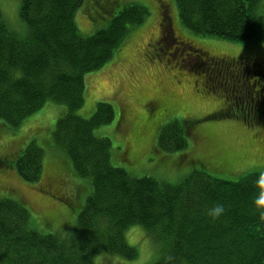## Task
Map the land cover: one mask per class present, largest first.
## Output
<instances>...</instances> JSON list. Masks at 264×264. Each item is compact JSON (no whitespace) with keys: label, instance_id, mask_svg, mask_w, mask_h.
Masks as SVG:
<instances>
[{"label":"trees","instance_id":"1","mask_svg":"<svg viewBox=\"0 0 264 264\" xmlns=\"http://www.w3.org/2000/svg\"><path fill=\"white\" fill-rule=\"evenodd\" d=\"M82 2L21 0L23 32L10 30L0 13V134H15L49 102L63 105L52 142L68 157L69 172L86 178L89 187L66 242L34 228L22 199L0 197V264H93V256L101 251L134 259L137 251L127 243L124 232L136 225L156 242L157 257L152 264H264V219L254 203L264 193V171L250 172L237 181L200 170L172 183L132 176L112 164L109 138L95 131L114 119L113 106L97 102L88 118L74 112L84 104L85 76L108 62L125 44L130 29L149 15L143 4H129L87 35L75 21ZM174 2L183 26L197 34L235 42L264 39L262 19L255 14L259 0ZM91 3L113 5L109 0H87L85 5ZM160 5L161 33L152 50L160 55L168 52L175 64L186 67L183 54L164 51L176 41L181 50L186 48V59H201L202 68H187L198 80L206 78L205 91L224 101L222 109L209 116L264 124V84L259 92L253 86L254 76L263 71L254 67L263 66V62L204 56L183 38L172 35L170 17ZM262 71L258 78L264 82ZM190 126L182 122L161 128L157 144L167 151L184 149ZM20 146V141L12 142L0 150V168L14 170L29 183L37 181V189L70 202L68 177L61 181L43 174V153L35 141ZM44 179L47 183L42 184ZM60 184L63 193L55 189ZM214 203L223 204L225 211L212 220L205 210Z\"/></svg>","mask_w":264,"mask_h":264},{"label":"rangeland","instance_id":"2","mask_svg":"<svg viewBox=\"0 0 264 264\" xmlns=\"http://www.w3.org/2000/svg\"><path fill=\"white\" fill-rule=\"evenodd\" d=\"M109 1L113 2L111 7L93 3L86 6L87 0H83L75 14L82 34L88 35L102 28L112 15L129 4H143L149 10L144 22L130 29L125 44L122 43L123 46L113 57L99 70L85 76L84 104L74 111L88 118L97 102L106 101L113 106L114 119L95 130L98 136L109 138L112 164L124 168L132 176H151L171 183L194 170L232 181L250 172H263L264 124L210 117V114L222 109L224 101L218 95L205 91L208 88L205 86L206 78L198 80L194 72L187 68L196 65L202 68L201 59L196 63L193 56L186 59V48L182 51L181 45L174 41L164 51L174 55L182 53L186 67H180L168 52L160 55L152 48L161 33L160 3L170 17L172 34L204 52L206 57L224 56L242 61V58L259 59L263 66L254 68H263V71L260 70L264 74V39L235 42L197 34L183 26L174 0ZM20 3L21 0H0V13L9 29L16 32L24 31L19 19ZM255 14L262 19L264 30V0L257 3ZM205 73L207 77V70ZM254 77L253 86L259 92L260 84L264 82ZM220 81L223 83V80ZM64 110L63 105L45 104L39 112L28 117L15 134L11 135L9 131L0 134V150L6 149L12 142L17 144L20 141V147H24L27 142L35 141L43 153V174L61 181L68 177L65 181L71 185L69 204L37 189V181L29 183L14 170L3 167L0 168V197L22 199L34 228L43 233L56 234L66 242L72 235L89 187L86 178L69 172L68 157L52 142L55 121ZM182 122L191 123L185 148L167 151L160 147L157 144L160 129ZM42 182L45 184L47 180ZM55 189L63 193L62 184ZM124 235L127 243L136 249V258L128 259L101 251L93 256V264H152L155 261L156 242H152L142 226H131Z\"/></svg>","mask_w":264,"mask_h":264},{"label":"clouds","instance_id":"3","mask_svg":"<svg viewBox=\"0 0 264 264\" xmlns=\"http://www.w3.org/2000/svg\"><path fill=\"white\" fill-rule=\"evenodd\" d=\"M254 203L260 218L264 219V193H262L261 196L254 201ZM224 211L225 208L223 204L214 203L210 208L205 210V215L210 217L212 220H215L220 217Z\"/></svg>","mask_w":264,"mask_h":264}]
</instances>
